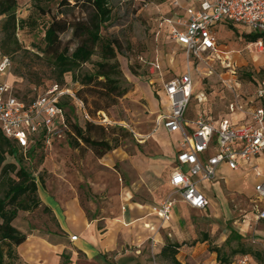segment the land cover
Here are the masks:
<instances>
[{"label":"rangeland","instance_id":"1","mask_svg":"<svg viewBox=\"0 0 264 264\" xmlns=\"http://www.w3.org/2000/svg\"><path fill=\"white\" fill-rule=\"evenodd\" d=\"M62 1L18 0L17 19L24 22V27L20 24L16 32L17 51L6 53L9 44L2 49L5 17L0 18V55L8 57L11 62L6 74H0V82L12 86L16 96L24 102L35 100L50 86L60 82L63 87L78 92L82 88L81 77L93 73L94 64L101 60L97 50L90 62L66 74L63 81L58 79L52 60L43 52L44 30L55 17L61 18L63 11L67 10L70 20L82 16L79 9L61 7ZM68 2L72 7L75 5V0ZM174 2L111 0L112 17L102 29V36L120 43L117 58L125 95L117 105L104 112L89 114L94 124L108 127L104 131L93 129L92 137L103 138L114 150L98 158L83 143L77 146L75 138L67 132L50 146L40 144L29 154L18 149V159L7 157L6 164L17 167L20 159V163L34 174L38 184L40 207L31 212H20L14 222L22 233L61 234L53 212L46 209V205L52 206L55 202L62 206L78 204L90 221L101 225L105 220L118 218L124 211L125 193L131 192L130 202L133 203L158 205L165 199L180 201L176 191L170 189L169 180L163 183V177L168 178L171 170L167 166L162 175L159 162L161 157L169 158V152L161 150V140L153 128L160 106L148 85L150 63H160L166 74L165 81L184 74L189 65L186 54L173 43L169 30L161 26L165 19L184 14L183 9L174 7ZM218 29L217 37L227 54L214 60L208 58L190 63L193 83L199 93L192 100L189 112L201 111L211 119L227 115L231 103L252 101L264 78V46L260 49L245 38V33L256 32L241 28L236 31L227 26ZM61 38L64 42L70 41L71 31ZM92 100L89 98L90 102ZM68 114L71 123L76 122L85 128L84 113L77 105ZM261 168L264 171V161ZM220 174L223 177L220 188L209 194L216 203L206 211L190 209L186 217L176 216L166 231L167 224L151 217L149 219L156 228L150 234L156 239L161 236L165 245L178 244L180 248L175 258L182 264H205L215 257L219 261H233L244 251H250V255L259 254L261 258L254 260L257 264H264V222L255 221L253 210L256 174L253 171L231 172L226 168L221 169ZM176 211L183 215L188 212L182 203L176 206ZM146 227L153 228L150 224ZM149 242V261L141 260L137 264H175L173 256L157 254L154 238Z\"/></svg>","mask_w":264,"mask_h":264},{"label":"built area","instance_id":"2","mask_svg":"<svg viewBox=\"0 0 264 264\" xmlns=\"http://www.w3.org/2000/svg\"><path fill=\"white\" fill-rule=\"evenodd\" d=\"M182 2L175 0L173 5L176 9H183L184 14L175 19L167 18L161 24L169 30L173 43L182 48L189 64L184 74L163 83L170 108L167 114L160 117L158 124H162L169 133L182 135L181 151L177 156L179 167L173 173L170 185L187 206L206 211L209 200L199 190V184H213L223 165L238 171L246 164L258 179L253 200L255 221L264 222V174L259 165L252 163L264 157V78L252 101L235 102L228 107L230 114L242 117L240 120L228 117L213 120L207 114H199L194 120L187 118L194 91L191 61L214 60L224 54L219 49L214 31L215 26L222 22L261 34L263 39L253 44L263 49L264 0ZM149 66L150 83L155 86V78H162L161 65L154 62ZM10 67V59L0 55V74H6ZM66 97L75 101L85 119L91 120L83 102L71 89L53 84L43 95L26 103L16 96L12 86L0 82L1 132L6 138L16 141L25 153L38 142L50 146L52 139L70 132L67 110L62 106ZM174 205L175 201L166 200L154 210V214L163 223L168 222ZM232 264L256 263L251 256L243 255Z\"/></svg>","mask_w":264,"mask_h":264},{"label":"trees","instance_id":"3","mask_svg":"<svg viewBox=\"0 0 264 264\" xmlns=\"http://www.w3.org/2000/svg\"><path fill=\"white\" fill-rule=\"evenodd\" d=\"M35 1L42 2L43 0ZM110 3L111 0H75V5L72 7L68 0H63L60 3L61 7L79 9L82 16L70 20L67 10L63 11L60 13L61 18L55 17L44 30L43 52L52 60L60 81L64 80L66 74L90 62L99 50L101 60L94 64L93 73H86L81 77L82 88L75 92L77 99L83 102L89 117V113L96 115L110 106L117 105L119 99L125 95L121 86V65L117 58L120 43L118 40L102 36V29L112 17ZM17 8L18 0H0V18L5 17L2 26L4 34L2 49H6L5 45H10L6 53L17 51L19 48L16 32L21 26L24 27V22L18 21ZM39 8L44 11L43 7ZM69 31L72 33V38L64 42L61 36ZM245 38L250 43H256L263 39V36L257 33H245ZM74 43L75 48L73 49ZM77 79L78 77L76 81H79ZM58 85L64 84L60 82ZM89 98L93 99L92 102ZM32 101L34 99L30 102ZM62 106L67 110L69 135L75 138L77 146L80 147V143H83L92 149L98 158H102L114 149L108 141L103 138H94L91 135L93 129L104 131L108 127L94 124L91 117V120L86 119L85 128L80 127L76 122L71 123L68 111L75 109V101L66 97ZM40 144L41 142H38L37 146ZM18 149L23 151L16 141L6 138L0 130V190L2 191V197H0V264H16L18 257L15 249L27 239V235L14 226L19 213L34 211L41 205L34 174L20 163V159L17 161L19 167L15 164H6L8 156L18 159ZM31 150H27L26 153L29 154ZM46 209L51 211L47 207ZM179 248L178 245H166L161 254L167 257L173 256L174 263L181 264L175 258ZM250 254V251H244L242 255L253 256L257 260L261 258L259 254L256 256ZM62 264H68L66 257Z\"/></svg>","mask_w":264,"mask_h":264},{"label":"crops","instance_id":"4","mask_svg":"<svg viewBox=\"0 0 264 264\" xmlns=\"http://www.w3.org/2000/svg\"><path fill=\"white\" fill-rule=\"evenodd\" d=\"M221 26L235 28L236 31L239 29L237 26L227 22H222L215 26L214 31L218 32V28ZM218 45L220 51L224 54H227V52L224 51L223 45L219 41V38ZM177 47L182 50V48L179 46ZM164 76H166V74H164L162 70V78H155V83L157 86L155 87L151 85L150 82L152 78L149 79L150 81L148 82V85L151 86L160 106V109L154 119L153 128L161 140V150L165 151L167 149L169 152V158L161 157L159 162L162 175L166 171L167 166H169L171 170L170 172L167 171L169 174L168 178L163 177V183H165V180H169L168 184L170 189L175 190L170 185V180L173 173L178 170L179 167L177 156L181 151L180 142L182 140V135L180 133H169L162 126V124H158L160 117L167 114L170 108V101L163 90V83L167 82L164 80ZM198 91V88L194 85L193 99L198 97ZM200 102L201 104L203 103L202 101ZM199 114L204 113L198 111L194 114H191L188 111L187 118L189 120H194ZM225 117H228L234 121L240 120L242 118L240 115H232L228 111L227 115L213 120H220ZM57 139H62V137L52 139V143H54ZM35 147H37V145H33L30 150L34 149ZM262 161H264V157L255 159L252 163L259 165L260 171L264 174V171L261 168ZM223 168H226L231 172L252 171L246 164L242 165L241 169L238 171H232L224 165L221 166L219 170V176L213 184L201 183L198 186L199 190L208 198L210 204L209 206H211L212 203H216L209 194L212 192L215 193V191L220 188V182L221 179H223L220 173L221 169ZM163 183L161 182V184ZM131 197V192L125 193V197L123 198L125 205L124 211L118 215V218L105 220L101 225H99V222L97 221H90L87 218L85 211L78 204H64V206H62L60 203L55 202V205H46L47 208L53 212L61 234H26V241L15 249L18 257L16 263L62 264L66 257L68 264H103L104 262L107 264H110V262L112 264H137L140 263L139 261L141 260L149 261V250L151 248L149 241L152 238L156 240V243L153 246L157 254L160 255L166 245L164 239L161 236H158L156 239L154 234H150L155 232L156 227L152 224L149 218L155 217L157 221L163 223L158 218V216L154 214V210L158 205L162 204L167 199L162 200L158 205H150L130 202ZM178 202L187 207L188 212L186 215H183L182 213L179 214L176 211V206L179 204ZM190 209L197 210L187 206L181 201V198L180 201L175 202L171 214V220L163 223L167 224L165 231L171 227V222H173L176 216L186 217L189 214ZM149 224L152 225L153 228H147L146 225ZM73 238H76V240H73ZM63 255L65 256L64 258ZM251 257L253 260L255 259L253 256ZM237 259L233 261H219L218 258L215 257L205 264H232L237 261ZM177 261L180 262L179 260ZM180 263L182 264V262ZM255 263L257 264L256 261Z\"/></svg>","mask_w":264,"mask_h":264}]
</instances>
